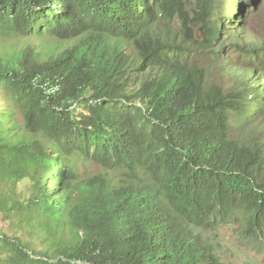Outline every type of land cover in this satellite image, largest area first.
Listing matches in <instances>:
<instances>
[{"label":"trees","instance_id":"1","mask_svg":"<svg viewBox=\"0 0 264 264\" xmlns=\"http://www.w3.org/2000/svg\"><path fill=\"white\" fill-rule=\"evenodd\" d=\"M233 2L0 0V264H225L224 227L264 254V46Z\"/></svg>","mask_w":264,"mask_h":264},{"label":"rangeland","instance_id":"2","mask_svg":"<svg viewBox=\"0 0 264 264\" xmlns=\"http://www.w3.org/2000/svg\"><path fill=\"white\" fill-rule=\"evenodd\" d=\"M233 3L235 5L236 1L234 0ZM225 5L228 6V3H225ZM231 11H234V8H232ZM231 17H234V19H236L234 21L236 22H245L244 30L242 32H244L246 38H249V41L256 42L264 46V0H257L254 5L244 7L241 16L231 15ZM230 27L232 28L233 26H229V28ZM222 30L224 31V28H222ZM14 42L15 45L24 44L25 42L33 43L37 45L39 49H46L52 44L51 39L46 36H42L40 38L30 36L26 39H17V41L14 40ZM224 45H226V43ZM230 58L232 61H235L237 54L232 53ZM240 78L241 75L239 73L232 71L228 76H213L211 78V82L220 84L224 88H231L239 83ZM82 168L84 173H87L88 171L89 173L98 171V168L95 165L89 163H87V168L85 164ZM7 224L8 222L0 217V231L11 235L7 231ZM214 240L219 242L221 257L225 264H264V254L257 255L249 248L243 247L231 227L219 229Z\"/></svg>","mask_w":264,"mask_h":264},{"label":"clouds","instance_id":"3","mask_svg":"<svg viewBox=\"0 0 264 264\" xmlns=\"http://www.w3.org/2000/svg\"><path fill=\"white\" fill-rule=\"evenodd\" d=\"M236 1V0H235ZM236 22V21H235ZM236 23H239L238 21L236 22ZM230 25V24H229ZM230 26H233V24H231ZM245 26V25H244ZM244 26H243V30H244ZM229 27V26H228ZM233 27H235V26H233ZM232 27V28H233ZM231 28V27H230ZM232 71H235L234 69H232ZM232 71H230V72H232ZM235 72H237V73H239L240 75H241V78L239 79V81L240 82H242V81H245L246 79H248V76L246 77V76H244V75H242L240 72H238V71H235Z\"/></svg>","mask_w":264,"mask_h":264}]
</instances>
